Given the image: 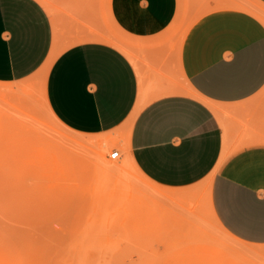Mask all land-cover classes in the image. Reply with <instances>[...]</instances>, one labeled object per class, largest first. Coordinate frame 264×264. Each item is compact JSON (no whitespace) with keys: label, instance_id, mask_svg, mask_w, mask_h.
I'll return each mask as SVG.
<instances>
[{"label":"crops","instance_id":"0c3cea01","mask_svg":"<svg viewBox=\"0 0 264 264\" xmlns=\"http://www.w3.org/2000/svg\"><path fill=\"white\" fill-rule=\"evenodd\" d=\"M246 2L108 0L124 53L99 40L124 46L95 2L74 0L52 17L39 0H0V83L38 72L57 42L45 94L62 125L100 135L137 110L128 148L146 179L174 191L212 175V218L264 247V20Z\"/></svg>","mask_w":264,"mask_h":264},{"label":"rangeland","instance_id":"374dc122","mask_svg":"<svg viewBox=\"0 0 264 264\" xmlns=\"http://www.w3.org/2000/svg\"><path fill=\"white\" fill-rule=\"evenodd\" d=\"M39 1L56 17L74 0ZM81 1L97 3L110 37L126 48L108 22V0ZM34 74L0 83L8 87L0 100V264H264L263 246L238 241L212 218L205 181L171 191L143 178L124 137L112 143L110 133L79 134L57 122ZM69 135L103 144L87 152Z\"/></svg>","mask_w":264,"mask_h":264},{"label":"bare ground","instance_id":"6f19581e","mask_svg":"<svg viewBox=\"0 0 264 264\" xmlns=\"http://www.w3.org/2000/svg\"><path fill=\"white\" fill-rule=\"evenodd\" d=\"M249 4H247V6H244L245 9L253 12L257 17H262L264 18V9L260 8V7H256L255 5L253 6H248ZM244 9V10H245ZM187 26V25H186ZM186 28V27H184ZM183 28V29H184ZM57 38V35H55ZM99 40L101 41H106V42H113L115 43L124 53H127V49L121 44V43H118L117 41H112L109 37H106V36H101L99 38ZM56 41V40H54ZM57 41L59 42L58 38H57ZM79 43V42H78ZM74 45V44H73ZM57 45V42H54V49L52 50L49 58L47 59V61L43 64V66L40 68V70L38 71V74L39 76L41 77V81H44L43 86H44V100H45V105H46V109L47 111L51 114V116L57 121L59 122L60 124H62L60 121H58V119L53 115L52 111L50 110V108L48 107V104H47V100H46V94H45V86H46V77H47V74H48V70L52 64V62L54 61V59L56 58L57 54H59L61 52V49H58L56 48ZM59 48V47H58ZM60 51V52H59ZM59 52V53H58ZM36 75V73L34 74ZM38 76V77H39ZM37 78V77H36ZM39 79V78H38ZM24 86V85H23ZM22 87V86H21ZM8 92V87H3V86H0V100H5V93ZM7 101V100H6ZM136 113H137V110L128 118V120L125 122L124 126L118 130H115V131H112L110 132L111 136L109 137V141L114 143L116 138H120V137H124V142H125V145H126V148L128 150V153H129V157H130V160L135 168V170L143 177V178H146L143 173L138 169V167L136 166V164L134 163V161L132 160V157L130 155V152H129V148H128V140H129V135H130V131H131V127H132V124L134 122V119H135V116H136ZM67 128V127H66ZM78 133V132H76ZM79 134H82V133H79ZM86 137V136H85ZM85 137H79V136H71L69 135L68 137L66 136V138L68 139V141L73 145V146H76V147H79L80 149H83V150H86L87 152L91 151L93 147L95 146H102L103 144V139L102 138H96V139H89V138H85ZM100 157L103 156L102 152L101 154H98ZM101 159V158H100ZM104 163V162H103ZM102 163V165H103ZM106 163V162H105ZM104 163V164H105ZM108 163V162H107ZM106 167V169L109 167L112 166V163H108L107 165L105 164L104 165ZM103 166V167H104ZM211 178H212V175H211ZM211 178H208L207 181H205V184L206 183H209L211 181ZM208 185V184H207ZM206 185V187H207ZM257 254L259 255L260 253L257 252Z\"/></svg>","mask_w":264,"mask_h":264},{"label":"built area","instance_id":"2783aa9c","mask_svg":"<svg viewBox=\"0 0 264 264\" xmlns=\"http://www.w3.org/2000/svg\"><path fill=\"white\" fill-rule=\"evenodd\" d=\"M118 156H119V151H114V152H112L111 153V158H118Z\"/></svg>","mask_w":264,"mask_h":264}]
</instances>
